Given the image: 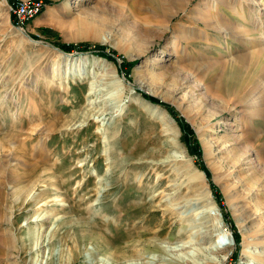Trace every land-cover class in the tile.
I'll return each instance as SVG.
<instances>
[{
	"label": "rangeland",
	"instance_id": "1",
	"mask_svg": "<svg viewBox=\"0 0 264 264\" xmlns=\"http://www.w3.org/2000/svg\"><path fill=\"white\" fill-rule=\"evenodd\" d=\"M24 1L44 6L21 31L8 9ZM225 1L175 0V12L169 0H0V264H218L224 254L223 264H257L241 241L264 240V121L252 115L264 113V55L250 57L264 0L253 12ZM55 44L101 45L136 63L126 77ZM240 55L250 81L226 83ZM249 86L250 109L238 102ZM136 89L191 126L227 220L173 118Z\"/></svg>",
	"mask_w": 264,
	"mask_h": 264
},
{
	"label": "trees",
	"instance_id": "2",
	"mask_svg": "<svg viewBox=\"0 0 264 264\" xmlns=\"http://www.w3.org/2000/svg\"><path fill=\"white\" fill-rule=\"evenodd\" d=\"M48 3H49L48 1H45V4H48ZM39 30L46 37L55 36L54 32H52L48 28L41 27V28H39ZM55 46L60 51L65 52V53H69L72 50H77L80 52H92L95 55L106 59L107 61H110L114 64H117L119 72L123 73L124 76H126V77L129 74L130 68L136 63L135 61H131V62L125 61L123 58H120V56H117V54L114 50H107V48H105L104 46H101V45L93 46V48H90V45H87V44H80V45L55 44ZM118 58L121 59L120 63L117 62ZM136 91L145 100H148L149 102H151L153 104H156L158 106L163 107L168 112V114L173 118V120L175 121V123L179 129V132H180V137H179L180 142L184 145L187 153L191 157L195 158L197 168L205 174L206 179H207L208 184H209V188L211 191L212 198L214 199V201L218 205L220 212L222 214V217L225 220H227L228 215L226 213L225 207L221 203L222 202V196L219 193V191L216 189L214 184L211 182L210 172L206 168L204 163L202 162V151L200 148V144H199L198 140L195 138V135H194V132H193L191 126L169 104L163 103L160 100H158L152 96H149V95L145 94L144 92H141L137 89H136ZM228 224H229V228L231 230L232 237H233L234 244H235V248H234L232 255H231V260H233V262H235L238 255H239V251H240V236L237 233L235 226L231 222H228Z\"/></svg>",
	"mask_w": 264,
	"mask_h": 264
},
{
	"label": "bare ground",
	"instance_id": "3",
	"mask_svg": "<svg viewBox=\"0 0 264 264\" xmlns=\"http://www.w3.org/2000/svg\"><path fill=\"white\" fill-rule=\"evenodd\" d=\"M171 1V4L172 5H174V8H175V12L176 11H178V10H180V9H182V7H181V3H176V4H174V1L175 0H169V2ZM180 1V0H179ZM160 2V1H159ZM241 2L243 3V5L245 6V7H249L250 8V6H252V5H254V4H256L255 3V1L254 0H241ZM221 3L224 5V3L225 4H227L226 3V1L225 0H221ZM160 4V3H159ZM230 4V3H229ZM250 11L251 12H253L252 11V9L250 8ZM46 13H48V11L46 12ZM50 13V12H49ZM256 13V12H255ZM52 15V14H51ZM172 15H169L168 16V19H170V17H171ZM255 16V15H254ZM243 17V16H242ZM261 17L259 16V15H256L255 16V22L256 23H259L260 24V22H261ZM248 21H250V20H248ZM247 20H246V22H248ZM246 28V29H245ZM244 29V30H243ZM226 30V29H225ZM241 31V32H240ZM239 32H237V35L240 37V36H242L241 34H246L247 32H249V31H251L249 28H247L245 25L243 26V28L240 30ZM225 32V31H224ZM228 32L230 33V35H232L233 33L230 31V29H228ZM249 34V33H248ZM257 38V43L255 42V44L258 46L255 50H253L252 52H251V55H250V57H251V59L252 60H259V58H261L263 55H264V35H263V33H262V31L261 32H259V34H258V36L256 37ZM244 39V38H243ZM254 41H255V39H254ZM245 55H248V54H245ZM245 58H246V56H244V55H240V56H235L234 57V61H233V63H231V65H230V67L225 71V73H224V79H225V81H226V83L227 82H229L230 80H232V79H234L235 77H237V75L239 74V73H243L244 75H246V74H248V75H246V76H244L245 78H247L248 79V77H249V71H250V67H248V65H246V61H245ZM249 58V57H248ZM251 62V61H250ZM256 62V61H255ZM261 76L260 77H262V78H260L261 80H263L264 81V75H262V74H260ZM248 76V77H247ZM242 77V76H241ZM240 77V78H241ZM235 80H237V79H235ZM233 81V80H232ZM249 81H250V77H249ZM244 82V81H243ZM245 82H247L248 83V81H245ZM233 83V82H232ZM246 85V84H245ZM234 87V86H233ZM225 88V87H224ZM240 88V87H239ZM242 88V87H241ZM140 89V88H139ZM178 89V88H177ZM223 89V88H222ZM246 89V88H245ZM254 87H252V86H249L246 90H244L245 92H243L242 91V94H240L238 97H239V99H238V102H239V104H241V105H245L247 108H252L253 107V103H254V96H255V94H254ZM232 90V89H231ZM236 89H234V91H235ZM227 91H230V90H227ZM232 92V91H231ZM228 93V92H227ZM234 93V92H233ZM233 93H231L232 95H233ZM235 94V93H234ZM233 97V96H232ZM234 98V97H233ZM141 100V99H140ZM159 111L160 112H162V113H164V111L163 110H161V109H159ZM255 111V112H254ZM253 112V116H255L256 117V119H258V120H260V121H264V113H263V111H261V110H259L258 109V111H257V109L256 110H254ZM249 114L251 113V112H248ZM165 114V113H164ZM161 116V115H160ZM165 116L166 117H168L166 114H165ZM169 119V122L168 123H171L172 121L170 120V118H168ZM165 123V122H164ZM170 128L168 127L166 130L168 131ZM172 129V128H171ZM170 133H171V131H170ZM169 132H168V134H170ZM173 133V132H172ZM172 138V137H171ZM171 140V142H172V145H171V147L172 148H176V146H178L177 144V142H176V139L175 138H172V139H170ZM13 146V145H12ZM215 146V145H214ZM15 148V147H14ZM186 159V158H185ZM182 160V159H181ZM189 161V160H188ZM181 162V161H180ZM189 165H191L190 163H189ZM189 167H191V166H189ZM194 168V167H193ZM195 169V168H194ZM196 171H197V174L199 175V177H201V178H204L205 177V174L202 172V171H199V170H197V169H195ZM212 180L214 181L215 180V177H212ZM209 193V192H208ZM204 195H205V193H204ZM203 195V196H204ZM206 196V195H205ZM208 196V195H207ZM208 202V201H207ZM212 203V202H211ZM213 208V207H212ZM238 208V207H237ZM237 208H235V209H233L232 211H233V215H235V217L237 216V212H238V209ZM246 208H247V206L246 205H243V207H242V210L243 211H246ZM216 210V209H215ZM214 210V211H215ZM217 214V213H216ZM255 216H256V213H249V215H248V221L250 220H252V219H255ZM217 219V218H216ZM237 223H239L240 222V219L238 218V219H236L235 220ZM219 227V226H218ZM217 227V228H218ZM158 230H160V229H158ZM243 230V229H242ZM240 231H241V229H240ZM222 233H223V231H221ZM221 232H220V234H221ZM225 233V232H224ZM242 233H244L243 231H242ZM264 241V240H263ZM263 241H261L260 240V238L259 237H257V236H252V237H249V239H248V237H246V235L245 236H242V241H241V245H242V255L243 256H249V258H251L253 261H255V263H257V264H264V256L262 255V260H254V259H256L257 257H259V255H261V253L259 254V253H253L250 249H251V247H253V246H258L261 242H263ZM213 242H215L216 243V240H213ZM226 245L228 246V245H230L229 243H226ZM260 245H262V244H260ZM263 246V245H262ZM255 249V248H254ZM257 254V255H256ZM226 258H227V254H224L223 256H221V258H220V262L218 263V264H223L224 263V261L226 260ZM248 258V259H249ZM261 259V258H260ZM256 261H259V262H256Z\"/></svg>",
	"mask_w": 264,
	"mask_h": 264
},
{
	"label": "built area",
	"instance_id": "4",
	"mask_svg": "<svg viewBox=\"0 0 264 264\" xmlns=\"http://www.w3.org/2000/svg\"><path fill=\"white\" fill-rule=\"evenodd\" d=\"M43 6L41 1L16 2L9 6L8 12L14 18V25L23 31L25 24L42 12Z\"/></svg>",
	"mask_w": 264,
	"mask_h": 264
},
{
	"label": "water",
	"instance_id": "5",
	"mask_svg": "<svg viewBox=\"0 0 264 264\" xmlns=\"http://www.w3.org/2000/svg\"><path fill=\"white\" fill-rule=\"evenodd\" d=\"M64 54H66V53H64Z\"/></svg>",
	"mask_w": 264,
	"mask_h": 264
}]
</instances>
